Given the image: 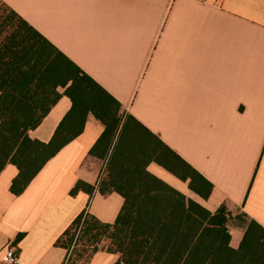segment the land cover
I'll use <instances>...</instances> for the list:
<instances>
[{"label": "crops", "instance_id": "1", "mask_svg": "<svg viewBox=\"0 0 264 264\" xmlns=\"http://www.w3.org/2000/svg\"><path fill=\"white\" fill-rule=\"evenodd\" d=\"M212 185L205 199L155 163L147 171L210 212L231 215L229 245L264 229V0H0ZM61 97L28 136L48 143L71 102ZM104 131L91 115L79 136L10 192L0 172V264L14 243L20 264H66L56 240L82 211L113 224L123 205L97 186L107 158L90 155ZM77 181L92 186L71 196ZM240 215L246 223L234 224ZM20 238L17 239V237ZM100 245L74 264H115Z\"/></svg>", "mask_w": 264, "mask_h": 264}, {"label": "trees", "instance_id": "2", "mask_svg": "<svg viewBox=\"0 0 264 264\" xmlns=\"http://www.w3.org/2000/svg\"><path fill=\"white\" fill-rule=\"evenodd\" d=\"M70 110L51 140L28 136L61 97ZM91 115L104 131L90 155L107 158L98 183L101 195L123 198L113 224L80 212L56 240L68 253L66 264L95 250L101 237L115 264H264V229L246 226L237 249L230 247L225 207L210 212L147 171L155 163L205 199L212 185L132 116L33 27L0 1V172L7 164L18 174L10 192L20 195L42 167L79 136ZM93 187L77 181L74 196ZM20 236L17 237V239ZM79 248H76V247Z\"/></svg>", "mask_w": 264, "mask_h": 264}, {"label": "built area", "instance_id": "3", "mask_svg": "<svg viewBox=\"0 0 264 264\" xmlns=\"http://www.w3.org/2000/svg\"><path fill=\"white\" fill-rule=\"evenodd\" d=\"M203 1V0H199ZM4 264H20V254L14 243H9L4 249V254L2 257Z\"/></svg>", "mask_w": 264, "mask_h": 264}, {"label": "rangeland", "instance_id": "4", "mask_svg": "<svg viewBox=\"0 0 264 264\" xmlns=\"http://www.w3.org/2000/svg\"><path fill=\"white\" fill-rule=\"evenodd\" d=\"M246 223V220L242 217V216H240V215H238L236 218H235V220H234V224L235 225H237V224H242V225H244ZM101 239V241L99 242V245H100V247H102V248H105L106 247V241L103 239V237H101L100 238ZM76 248H79L78 246L76 247ZM85 256V255H84ZM83 256V257H84Z\"/></svg>", "mask_w": 264, "mask_h": 264}]
</instances>
